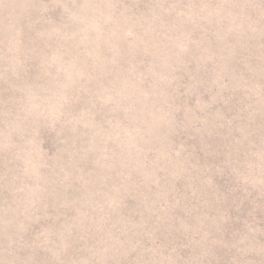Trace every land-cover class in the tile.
Returning a JSON list of instances; mask_svg holds the SVG:
<instances>
[{"label":"rangeland","instance_id":"obj_1","mask_svg":"<svg viewBox=\"0 0 264 264\" xmlns=\"http://www.w3.org/2000/svg\"><path fill=\"white\" fill-rule=\"evenodd\" d=\"M0 264H264V0H0Z\"/></svg>","mask_w":264,"mask_h":264}]
</instances>
